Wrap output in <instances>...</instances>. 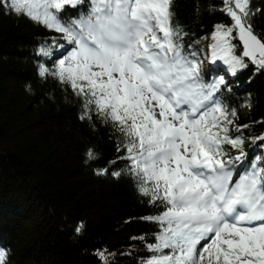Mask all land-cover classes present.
Returning a JSON list of instances; mask_svg holds the SVG:
<instances>
[{
  "label": "snow or ice",
  "instance_id": "6c2138e0",
  "mask_svg": "<svg viewBox=\"0 0 264 264\" xmlns=\"http://www.w3.org/2000/svg\"><path fill=\"white\" fill-rule=\"evenodd\" d=\"M172 0H0V12L24 16L58 34L39 54L41 80L79 99L80 121L109 127L117 155L96 175L129 178L157 209L140 219L157 230L140 264H264V133L245 136L236 108L222 100L223 77L202 64L221 61L232 76L264 74V35L251 0H222L230 23L216 24L201 59L172 23ZM68 9L77 10L67 15ZM51 64V67L48 66ZM31 91V86H27ZM242 107L251 108L245 101ZM258 145L251 158L246 146ZM99 158L91 147L87 164ZM122 165V166H121ZM79 222L74 231L81 234ZM98 264H114L106 248ZM0 264H8L0 249Z\"/></svg>",
  "mask_w": 264,
  "mask_h": 264
},
{
  "label": "trees",
  "instance_id": "16d2710c",
  "mask_svg": "<svg viewBox=\"0 0 264 264\" xmlns=\"http://www.w3.org/2000/svg\"><path fill=\"white\" fill-rule=\"evenodd\" d=\"M251 4L264 9V0ZM221 6L222 0H172V23L188 34L185 46L200 58L214 26L230 23ZM75 13L68 9L67 15ZM253 25L264 35V15L257 12ZM54 36L22 15L0 12V249L8 264H98L94 253L104 248L115 253L109 258L114 264H140L147 252L132 237L151 242L157 228L140 218L157 209L142 202L129 178L96 175L111 167L115 138L111 128L97 122L93 130L78 119L80 101L70 89L38 77V64L47 62L39 49ZM225 80L230 91L223 92V102L237 109V123L250 125L243 134L264 133V74L249 64ZM245 101L250 109L242 107ZM89 147L99 158L86 164ZM246 150L249 158L261 154L258 145ZM81 221L85 228L77 235Z\"/></svg>",
  "mask_w": 264,
  "mask_h": 264
},
{
  "label": "rangeland",
  "instance_id": "374dc122",
  "mask_svg": "<svg viewBox=\"0 0 264 264\" xmlns=\"http://www.w3.org/2000/svg\"><path fill=\"white\" fill-rule=\"evenodd\" d=\"M206 67H209V66H206Z\"/></svg>",
  "mask_w": 264,
  "mask_h": 264
}]
</instances>
